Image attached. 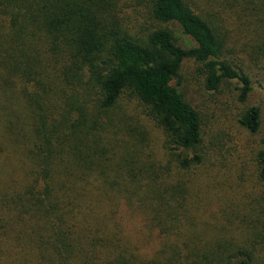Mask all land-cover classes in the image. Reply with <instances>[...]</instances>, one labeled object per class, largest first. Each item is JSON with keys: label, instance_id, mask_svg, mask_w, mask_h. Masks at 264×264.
Wrapping results in <instances>:
<instances>
[{"label": "trees", "instance_id": "trees-1", "mask_svg": "<svg viewBox=\"0 0 264 264\" xmlns=\"http://www.w3.org/2000/svg\"><path fill=\"white\" fill-rule=\"evenodd\" d=\"M205 1L0 0V264L253 263L229 234L256 222L247 233L264 241V197L252 222L205 220L228 170L173 84L187 61L207 93L237 83V124L259 132L250 80L225 59L226 20ZM217 1L264 57V0ZM254 167L264 185V150ZM146 236L159 242L149 256Z\"/></svg>", "mask_w": 264, "mask_h": 264}, {"label": "rangeland", "instance_id": "rangeland-1", "mask_svg": "<svg viewBox=\"0 0 264 264\" xmlns=\"http://www.w3.org/2000/svg\"><path fill=\"white\" fill-rule=\"evenodd\" d=\"M210 3L212 11L216 12L226 20V43L228 46L225 52V59L232 65L244 72L249 78L252 91L248 97V107L259 109L261 117V127L257 134L250 135L239 128L237 116L241 106L237 102L236 87L238 84L230 82L224 85L222 93L212 95L204 91L202 78L197 72V67L192 62H185L180 72V79L173 84L180 83V89L186 91L192 104L203 114V124L208 133L207 148L211 152L221 150L222 159L228 170L227 179L219 177L218 184H210L206 191V221L214 222L217 226L225 225L224 218L231 212H240L247 215L248 221L252 222L255 213H250L252 206H257L255 202L264 197V185L256 181L255 159L259 151L264 150V57L257 51L255 36L238 24L235 16L230 13L223 14L225 6L217 0L205 1ZM172 30L174 37L182 47H193L194 44L184 37L176 25L168 27ZM222 166V165H218ZM125 217V216H123ZM128 222V221H127ZM239 226L238 232L230 231V237L238 243L245 241L242 245L251 248L253 251L252 264H264V241L248 234L246 227L253 224L242 225L240 221L235 222ZM126 229L128 224L125 223ZM147 237V238H146ZM142 245V253L151 255L159 248V242L155 236L148 238Z\"/></svg>", "mask_w": 264, "mask_h": 264}]
</instances>
